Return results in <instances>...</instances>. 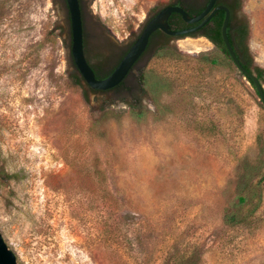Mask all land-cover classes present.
I'll return each mask as SVG.
<instances>
[{"label":"rangeland","instance_id":"obj_1","mask_svg":"<svg viewBox=\"0 0 264 264\" xmlns=\"http://www.w3.org/2000/svg\"><path fill=\"white\" fill-rule=\"evenodd\" d=\"M174 1L80 0L90 66L116 67ZM243 17L264 70V0H241L235 23ZM198 36L156 42L128 91H89L87 102L72 80L65 0H0V233L19 264H264V105ZM184 40L204 44L186 51ZM164 44L180 55L157 56ZM141 75L165 87H146L149 113L136 122L121 99L142 95ZM227 214L245 220L228 225Z\"/></svg>","mask_w":264,"mask_h":264},{"label":"trees","instance_id":"obj_2","mask_svg":"<svg viewBox=\"0 0 264 264\" xmlns=\"http://www.w3.org/2000/svg\"><path fill=\"white\" fill-rule=\"evenodd\" d=\"M207 2V1H206ZM218 3L221 5L226 6L229 11H230V19H229V24L227 28V36L229 39V42L239 60V62L242 64V66L251 74H254L255 77L258 79V81L261 83L264 80V70L259 67L255 66L252 61V57L250 56V53L247 48V39L248 36H250V22L247 17H243L242 21L239 24L235 23V13L236 11L240 10L241 8V0H218ZM173 4H177L181 7L184 8L185 11H187L191 16H194L198 14L203 8H200L198 5H196L194 2H185L183 0H175ZM225 13L223 11H217L211 21L205 25L200 32L198 33L201 36H204L207 38L209 41H211L217 50L224 54L226 58L230 61V63L236 68L234 65L232 59L230 58L223 39L221 35V26L224 20ZM169 24L172 27V29H180L182 26L185 25L183 22L181 16L179 14L173 13L170 18H169ZM160 33H155L152 35L148 50H150L155 44L156 41L154 42L153 39L155 36H158ZM161 35V34H160ZM167 39H169L168 36H165V38L162 40H159L161 42H166ZM85 44V43H84ZM147 50V51H148ZM155 54L157 56H169V57H174L177 58L180 55V52L175 46H168V45H160L155 49ZM121 57V56H120ZM119 57V58H120ZM199 57L201 60L204 62H208L210 64H215L217 63L216 57L212 56L210 53H199ZM118 58V59H119ZM74 65V63H73ZM110 65V67H108ZM115 65H112L108 63L107 65H104L103 67H94L91 66L96 77L97 78H104L107 75L113 71ZM136 66V65H135ZM134 66V67H135ZM75 67V65H74ZM133 67V68H134ZM103 68H106V72L101 73V70ZM133 70V69H132ZM131 70V71H132ZM237 70V68H236ZM76 73L72 74V80L73 83L76 86H79L83 90V95L85 100L88 102V92H93V93H100V94H109V93H117L121 94L122 91H128L126 89L127 84L129 83V76L125 78V80L118 85L117 87L107 90V91H98V90H93L90 89L85 83L83 78L80 76L77 68L75 67ZM238 71V70H237ZM239 72V71H238ZM242 77H245L242 73H240ZM247 81H249L252 86L254 87V83L251 79L247 78ZM84 83V85H83ZM138 83L141 85L142 88V95L139 97H134L132 101H129L126 97H123L121 100L126 104L128 107V114L131 119H133L136 122H140L143 119H145L146 114L149 113L147 109H145L141 105V98L143 96H146L148 94V91H146V87L149 88H154V87H165V83H163V80L158 77H153L150 81L149 77H146L145 75H141V77L138 79ZM87 86V88H86ZM152 100L154 104L155 100L152 98H149ZM104 101L106 104H110V99L108 96L105 95ZM251 179L249 178V168L247 167H242L241 172L239 176L237 177V183H236V193H237V205L238 206H249V190L252 188L251 187ZM256 185V184H255ZM253 185V186H255ZM253 191V190H252ZM225 223L228 225H234L237 224L238 222H243V219H240V217L237 214H227L225 216ZM242 220V221H241Z\"/></svg>","mask_w":264,"mask_h":264},{"label":"water","instance_id":"obj_3","mask_svg":"<svg viewBox=\"0 0 264 264\" xmlns=\"http://www.w3.org/2000/svg\"><path fill=\"white\" fill-rule=\"evenodd\" d=\"M69 13L70 29H71V57L75 67L84 83L93 90L107 91L120 85L130 73V76L135 74L144 60L147 58L151 49L148 50L143 58L137 63L138 59L145 52L150 36L160 30L164 34L175 38L183 39L199 35L200 30L207 25L217 11L225 13L224 20L221 26V35L225 48L236 66L239 73L245 75L254 83V88L264 105V90L254 74L249 73L239 62L227 36V28L230 19V11L224 5L215 6L217 0H207L203 9L196 15L191 16L183 7L179 5H165L155 16L145 23L141 33L136 38L135 42L130 46L127 53L121 58L113 71L104 78H97L92 67L88 63L84 52V28L80 9L79 0H65ZM179 14L185 24H196L195 27L188 29L173 30L168 24L169 17L173 14ZM85 25V24H84ZM86 35V28H85ZM204 37V36H198ZM171 38V39H172ZM137 63V64H136ZM136 65V66H135ZM135 66V67H134ZM134 67V68H133ZM133 69V70H132ZM132 70V71H131ZM129 76V77H130ZM100 95V93H96ZM0 264H19L15 253L9 248L7 243L0 233Z\"/></svg>","mask_w":264,"mask_h":264},{"label":"flooded vegetation","instance_id":"obj_4","mask_svg":"<svg viewBox=\"0 0 264 264\" xmlns=\"http://www.w3.org/2000/svg\"><path fill=\"white\" fill-rule=\"evenodd\" d=\"M218 1V0H217ZM79 3H80V9H81V14H82V20H83V28H84V43H85V37H86V35H85V25H84V19H83V10H82V5H81V2H80V0H79ZM170 5H177V4H173V2L172 3H170ZM217 5H221L220 3H218V2H216V4H215V6H217ZM155 16V14L154 15H152L151 17H149L148 19H147V21L146 22H148L150 19H152L153 17ZM170 18V17H169ZM145 22V23H146ZM168 24H169V19H168ZM170 25V24H169ZM197 25V23L196 24H191V25H188V24H185L184 26H182L180 29H188V28H192V27H195ZM171 27V26H170ZM171 29H172V27H171ZM180 29H173V30H180ZM155 33H160L158 36H155V38L153 39V41L155 42H158L159 40H162V38L164 39L165 38V36H168V35H166V34H164L162 31H160V30H156L153 34H155ZM152 34V35H153ZM152 35L150 36V39H149V42H148V45H147V48H146V50H145V52L141 55V57L138 59V61H137V63L143 58V56L145 55V53L147 52V50H148V47H149V43H150V40H151V37H152ZM169 38H172V37H170V36H168ZM152 41V40H151ZM135 42V41H134ZM133 42V43H134ZM132 43V44H133ZM131 46V45H130ZM129 48L130 47H128L127 48V50L124 52V54L122 55V57L127 53V51L129 50ZM84 50H85V44H84ZM121 57V58H122ZM136 63V64H137ZM112 72V71H111Z\"/></svg>","mask_w":264,"mask_h":264},{"label":"bare ground","instance_id":"obj_5","mask_svg":"<svg viewBox=\"0 0 264 264\" xmlns=\"http://www.w3.org/2000/svg\"><path fill=\"white\" fill-rule=\"evenodd\" d=\"M203 44L202 41L190 42L189 40H184L180 42L181 47L186 51H199L202 49L201 46Z\"/></svg>","mask_w":264,"mask_h":264}]
</instances>
